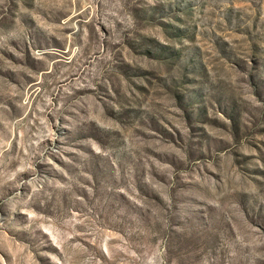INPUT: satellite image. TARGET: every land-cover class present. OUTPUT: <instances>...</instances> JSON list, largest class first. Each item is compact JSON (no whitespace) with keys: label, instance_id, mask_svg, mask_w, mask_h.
<instances>
[{"label":"rangeland","instance_id":"374dc122","mask_svg":"<svg viewBox=\"0 0 264 264\" xmlns=\"http://www.w3.org/2000/svg\"><path fill=\"white\" fill-rule=\"evenodd\" d=\"M0 264H264V0H0Z\"/></svg>","mask_w":264,"mask_h":264}]
</instances>
